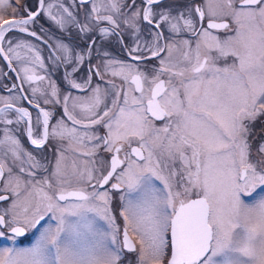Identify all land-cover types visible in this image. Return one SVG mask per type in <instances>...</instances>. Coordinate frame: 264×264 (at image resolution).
<instances>
[{
    "label": "snow or ice",
    "instance_id": "snow-or-ice-1",
    "mask_svg": "<svg viewBox=\"0 0 264 264\" xmlns=\"http://www.w3.org/2000/svg\"><path fill=\"white\" fill-rule=\"evenodd\" d=\"M79 2L83 20L0 0V57L21 81L8 91L30 92L0 96V264H264V0ZM41 15L67 33L48 57L66 88L14 34L47 44Z\"/></svg>",
    "mask_w": 264,
    "mask_h": 264
},
{
    "label": "flooded vegetation",
    "instance_id": "flooded-vegetation-1",
    "mask_svg": "<svg viewBox=\"0 0 264 264\" xmlns=\"http://www.w3.org/2000/svg\"><path fill=\"white\" fill-rule=\"evenodd\" d=\"M24 3H27L33 9L37 7V0H24L22 4ZM69 3H70L69 4L70 10H72L74 13H78L79 19L81 20L84 19L85 13L87 11H90L91 9L88 7V4L80 5L79 0H69ZM139 4H140V0H137V5L139 6ZM10 16L11 15H9L7 18H10ZM38 21L39 22L37 24L31 25L30 28L37 31L39 35H42L44 39L48 40L47 44H45L43 40H39V43L41 46L40 47L41 55L45 59L46 65L49 66L50 71H52V75L54 74L53 75L54 77L52 78L57 80V82L60 83L62 87L66 88L67 85L63 84V81H62L63 68H61L59 71L52 70L51 61L48 62V53L52 51V48H50L49 45H54L58 37H64L65 42H67V33H62L57 28V26L54 24V22L47 19L45 15H41L38 18ZM17 34L19 33L16 32V35ZM125 39L126 41L131 42L129 37L125 36ZM71 41L73 44L80 45V46H83V44L86 42L85 40H81V38L76 35V30L74 28L72 29ZM103 43H104V46L108 48L110 51H112L115 55L119 56L120 58H125L121 52L120 45L116 42L115 38H111L110 42L104 41ZM43 47H45V49H43ZM13 63L14 65L16 64L15 61H13ZM93 63H95V61H93ZM154 63L156 62L155 61L150 62V64H154ZM0 64H2V67H3L2 77L0 80V96L8 97V96H15V95H30V92L28 91L27 88H25V85H24V88H25L24 93H20L17 89H13L11 92L8 91V89L11 88L13 84L20 85L21 81L18 80L16 78V74L12 72L10 68L7 67V62L4 61L2 57H0ZM94 82H99V81L97 78H94ZM72 91H73V94H80V93H77L76 90H72ZM18 106L28 107L30 111H33V117H35V111L32 109L30 105H28L26 100H21ZM0 107H3L2 103H0ZM60 111L61 110L59 106H57L56 112L58 115L60 114ZM9 116L10 118L15 119L14 113L10 112ZM5 127L6 125L0 123V137L3 134V129ZM7 127L11 128L15 132V134L21 139L23 146L27 150L33 151V153L37 155L38 157L40 156L41 153L38 150H35V147L30 144V142L27 140L26 135L23 133V128H24L23 124L19 126L15 124L7 125ZM261 127L264 130V119H262V121L257 122L256 127L254 129V135L255 133H257L256 130H258V128H261ZM100 131L101 133H103L104 130L101 128ZM43 154L48 157V160L53 159L52 150L50 148L46 147ZM0 188H2V183H0ZM0 194H6V193L0 192ZM8 203L9 202L7 201H0V208L7 207ZM118 222L121 223L122 225V221L118 220ZM32 240H33V234L29 233L26 236L19 238V246H27L32 242ZM5 243H10V242H5ZM136 261H137V257L135 253H127V252L125 253V256L123 258V264H136Z\"/></svg>",
    "mask_w": 264,
    "mask_h": 264
},
{
    "label": "rangeland",
    "instance_id": "rangeland-1",
    "mask_svg": "<svg viewBox=\"0 0 264 264\" xmlns=\"http://www.w3.org/2000/svg\"><path fill=\"white\" fill-rule=\"evenodd\" d=\"M23 2H24V0H21V4H22ZM49 2H52V3L62 2V3H64V5H65L66 7H69V4H70V3H69V0H46V3H49ZM13 3H14V0H13ZM88 7L91 8V4H90V3L88 4ZM53 11H55V9H53ZM10 12H11V10L9 9L6 18H7L9 15H11ZM14 34L16 35V33H14ZM16 36H18L19 38H22V39L28 40V41H30V42H32V43H34V44H36V45L38 46L39 49H40V47H41L39 41L36 40L34 37L27 36V34H23V33H19V34H17ZM43 49H45V47H43ZM49 55H50V53H48V57H49ZM48 62H49V59H48ZM2 69H3L2 64H0V80H1V77H2ZM53 75H54V74H53ZM53 75H52V77H54ZM25 88L28 89V86L25 85ZM262 119H264V118H262ZM262 119H261L260 121H262ZM258 122H259V121H258ZM256 132H257V133H255V135H254V137H255L254 144L260 142V140L262 139V137H264V130L262 129V127H261V128H258V130H256ZM2 137H3V134L1 135L0 138H2ZM3 243H5V242H3ZM27 246H28V245H27Z\"/></svg>",
    "mask_w": 264,
    "mask_h": 264
}]
</instances>
